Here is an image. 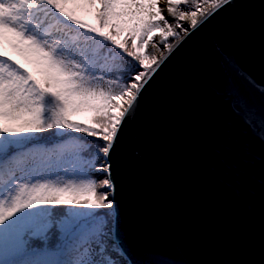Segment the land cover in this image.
<instances>
[{"label": "water", "instance_id": "water-1", "mask_svg": "<svg viewBox=\"0 0 264 264\" xmlns=\"http://www.w3.org/2000/svg\"><path fill=\"white\" fill-rule=\"evenodd\" d=\"M105 158L128 264H264V0L191 32Z\"/></svg>", "mask_w": 264, "mask_h": 264}, {"label": "snow or ice", "instance_id": "snow-or-ice-1", "mask_svg": "<svg viewBox=\"0 0 264 264\" xmlns=\"http://www.w3.org/2000/svg\"><path fill=\"white\" fill-rule=\"evenodd\" d=\"M230 2L166 0V11L173 21L170 22L163 14L165 9L159 7V0H0V139L53 128L71 129L102 139L104 144L98 146L97 158L107 157L123 122L160 64L191 32ZM33 10H38L35 15ZM40 11L58 14V22H70L93 34L90 38H98L100 47L106 49L105 58L126 55L143 70L127 81L122 76L105 80L103 76L90 75L85 61L97 53L84 52L79 47L72 50L77 45L76 37L63 39L52 37L50 31H41L43 21L36 18ZM86 16L96 22L87 21ZM116 21H123L127 28ZM113 27L115 34L109 30ZM155 29H159L160 44L164 46L162 51L153 44L155 51L160 52L159 58L155 53L146 55L143 51L153 39L149 33ZM122 30L129 32L130 41L119 36ZM169 37L174 43L169 42ZM114 49L121 51L115 53ZM83 108L94 113V123L74 122V115ZM94 170L108 172L109 167ZM112 187L109 179L20 183L14 192L0 193V226H3L0 231L16 228L26 218L25 214L40 215L33 210L43 206L110 209L113 204L108 192L97 190ZM107 223L102 222L96 244L101 254L105 252V237L110 233ZM56 227L55 222L47 225L49 230Z\"/></svg>", "mask_w": 264, "mask_h": 264}, {"label": "trees", "instance_id": "trees-1", "mask_svg": "<svg viewBox=\"0 0 264 264\" xmlns=\"http://www.w3.org/2000/svg\"><path fill=\"white\" fill-rule=\"evenodd\" d=\"M42 7L45 6L42 5L41 9ZM52 13L49 11L47 15ZM114 23H120L122 28H127L123 21ZM109 30L115 34L114 27ZM92 35L82 29L74 30L71 27L52 33V37L63 39L76 37L77 45L73 46L72 50H75V47H79L84 52L97 53L95 57L85 61L90 75L103 76L105 80L122 76L127 81L129 77L143 70L133 58L126 55L117 58H105L104 52L106 49L100 47L97 42L98 38L97 40L91 39ZM119 36L130 41L128 31L122 30ZM106 47L112 48L111 45ZM8 50L11 52V49ZM113 51L119 53L121 50L114 49ZM109 57H111V54H109ZM101 83L103 82L101 81ZM80 114L84 115L83 122L76 120ZM93 116L94 113L91 110L83 108L74 115L73 120L78 123L91 120L94 123L95 121L92 120ZM103 144L104 141L102 139L89 136L86 133L58 128L48 129L43 132L21 134L13 139L4 137L0 139V158L16 149L31 155V158L17 162L15 166L17 175L11 174L9 182L3 183L4 190L14 192L16 186L20 183L67 182L72 180L79 182L87 179H95L97 182H102L99 177L101 171L94 169L101 167L103 156L99 155V158H97V148ZM97 191L98 193L102 192V188H98ZM110 209L43 206L33 210L40 213V215L25 214L26 218L22 219L16 228L9 231L12 235V245L16 251L40 254L44 264H60L62 252L70 242H76V239H81L84 242L97 243L102 222L107 221V228H112L113 218ZM103 213H108L109 215L105 217L102 215ZM49 222H55L58 227L49 230L47 228ZM105 252L112 253L115 256L107 237H105ZM116 264L126 263L120 261Z\"/></svg>", "mask_w": 264, "mask_h": 264}, {"label": "rangeland", "instance_id": "rangeland-1", "mask_svg": "<svg viewBox=\"0 0 264 264\" xmlns=\"http://www.w3.org/2000/svg\"><path fill=\"white\" fill-rule=\"evenodd\" d=\"M161 0H159V7H161L160 5ZM203 5V4H202ZM201 5V6H202ZM44 7H42L43 9ZM163 9V8H162ZM37 11L33 10V13L35 15ZM48 12H44V11H40L39 12V16H37V19H40L43 21V23L41 24V31H50L51 33H56L59 32L61 29L63 28H69L70 26L64 24L63 22H58L57 21V16L58 14H50L47 15ZM165 15V17L167 18L165 12L163 13ZM88 18H85L87 21H91L94 23V19L91 16H87ZM170 22H173L171 20V18H169ZM188 25L185 24V27H187ZM77 29V28H74ZM149 35L152 36V40L148 42L147 47H145L143 49L144 53L146 55H151L153 53H155V55L157 57L160 56V52H156L155 50H151V46H153V44H155L157 42V40L160 38V34H159V29H155L153 30V32L149 33ZM145 39L147 40V37H145ZM173 40V38L169 37V42H171ZM137 45L140 44V40L137 39L136 40ZM162 51L164 50V46L160 45L159 47ZM9 138H13L10 136H7ZM19 136H15L14 138H17ZM16 149V148H14ZM21 151L19 150H13L11 153L6 154L5 156L0 158V161L5 162L6 160H10L13 158H18V159H26V158H31L30 154H26V155H21ZM21 155V156H20ZM104 157L101 160V164H103L102 166H105V162L103 161ZM1 162V168H0V193L4 192L5 190L2 188V183L3 182H8L9 181V177L8 174L6 173L7 167L10 165H7L6 163H2ZM12 163V165H14L15 162H10V164ZM4 168V171H3ZM11 172L13 174H16V170L17 169H13V167H11ZM9 173V174H10ZM17 175V174H16ZM102 180L103 179H108L101 171V174L99 176ZM4 178V179H3ZM102 192H106V189L102 188ZM3 227V226H0ZM108 238V242L110 241L109 238H111V233H109L107 236ZM74 242V243H73ZM70 242V244H68L63 252H62V256L66 254L67 259L65 261L62 260L61 258V262H63L62 264H86V262L89 261H100L103 260L105 261V264H116L118 262H120L119 260L115 259L114 255L111 253H107L104 252L103 254L99 253L96 249V244L94 242L91 241H82L81 239H76V242L73 241ZM111 248H113L112 250H116L115 249V244L114 243H110ZM118 255V254H117ZM39 257V258H38ZM60 262V263H61ZM0 264H44V261L41 259L40 254H33V253H24V252H20L19 250L16 251L15 247L12 245V235L9 231H0Z\"/></svg>", "mask_w": 264, "mask_h": 264}, {"label": "bare ground", "instance_id": "bare-ground-1", "mask_svg": "<svg viewBox=\"0 0 264 264\" xmlns=\"http://www.w3.org/2000/svg\"><path fill=\"white\" fill-rule=\"evenodd\" d=\"M160 5H161V8L165 9L164 12H165L167 18H170V17H169V14H168L167 11H166V0H161ZM202 7H203V5H202ZM155 45H156L158 48L160 47V45H161V44H160V38L157 40V42L155 43ZM151 50H155V49L153 48V46H151ZM1 162H2V161H0V166L2 165ZM10 162H13L11 158H10V160L8 159V160H6L5 162H2V163H3V164L6 163L7 165H10V166H11L12 163L10 164ZM0 168H1V167H0ZM3 171H4V168H3ZM66 259H67V256H66V254H65V255L62 256V260L65 261ZM62 263H63V262H61L60 264H62Z\"/></svg>", "mask_w": 264, "mask_h": 264}]
</instances>
